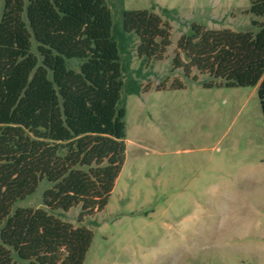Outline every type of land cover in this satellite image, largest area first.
Instances as JSON below:
<instances>
[{
  "label": "trees",
  "instance_id": "obj_1",
  "mask_svg": "<svg viewBox=\"0 0 264 264\" xmlns=\"http://www.w3.org/2000/svg\"><path fill=\"white\" fill-rule=\"evenodd\" d=\"M1 4L0 264H83L92 232L62 216L79 207L82 223L106 207L124 162L126 95L148 90L138 79L164 58L171 27L122 0L116 18L105 0ZM248 13L255 31L192 24L172 63L207 75L205 88L257 86L264 120V0ZM42 182V208L15 207Z\"/></svg>",
  "mask_w": 264,
  "mask_h": 264
},
{
  "label": "rangeland",
  "instance_id": "obj_2",
  "mask_svg": "<svg viewBox=\"0 0 264 264\" xmlns=\"http://www.w3.org/2000/svg\"><path fill=\"white\" fill-rule=\"evenodd\" d=\"M118 16V0H105ZM166 20L171 45L125 98V156L106 207L78 223L92 232L83 264H264V120L257 86L203 87L175 68L177 41L204 29L255 31L249 0H122ZM174 11L162 14L161 8ZM2 4L0 5L1 16ZM179 63H185L179 54ZM138 61L133 58L131 68ZM193 76L197 79L194 80ZM180 84L181 87L172 86ZM42 182L15 207L42 208ZM92 220L96 224H92ZM23 261H19V264Z\"/></svg>",
  "mask_w": 264,
  "mask_h": 264
}]
</instances>
